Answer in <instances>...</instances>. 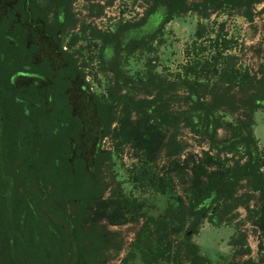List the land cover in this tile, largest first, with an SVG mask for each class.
Wrapping results in <instances>:
<instances>
[{"label":"rangeland","instance_id":"obj_1","mask_svg":"<svg viewBox=\"0 0 264 264\" xmlns=\"http://www.w3.org/2000/svg\"><path fill=\"white\" fill-rule=\"evenodd\" d=\"M174 1L0 0V129L21 110L0 264H190L189 242L208 264H264V0ZM247 123L258 177L204 195L246 160ZM57 146L80 185L56 181Z\"/></svg>","mask_w":264,"mask_h":264},{"label":"trees","instance_id":"obj_2","mask_svg":"<svg viewBox=\"0 0 264 264\" xmlns=\"http://www.w3.org/2000/svg\"><path fill=\"white\" fill-rule=\"evenodd\" d=\"M169 7L172 8H185V4L176 3L174 0H168ZM21 110L19 103L16 101H8L3 111V122L0 129V156L12 155L16 148V135H17V121ZM76 123L68 122L66 127L62 130V134H59V144H61L66 136L72 134L75 131ZM241 130V131H240ZM240 133L239 143L241 144L246 160L243 163L235 161L232 166L227 167L224 172H213L208 176L207 182L204 185V195L208 192L215 190L219 191V194L228 198L227 191L234 185L239 178H246L251 180L258 177L259 172L258 161L252 162L253 153L250 140L253 141L252 146L257 149V143L252 139V131L249 123L245 124L242 129L238 128ZM245 132V133H244ZM58 147L56 149L49 148V155L44 156L46 159H56V163L52 165L56 181L60 183H70L73 185H80L84 181V172L80 168H72L69 166L68 161L63 155L58 153ZM41 154L45 155V152L41 150ZM54 162V161H53ZM226 183V184H225ZM100 212H94L93 216H99ZM19 206L13 201L12 208L7 211L6 202L4 198H0V253L9 255V243L8 232L5 224L7 225L10 220L11 226L18 227ZM73 225L76 232H83L84 223H82L79 217L73 219ZM193 232V231H192ZM189 252L191 254L190 264H208L202 260V257L194 250L195 245L188 243Z\"/></svg>","mask_w":264,"mask_h":264}]
</instances>
